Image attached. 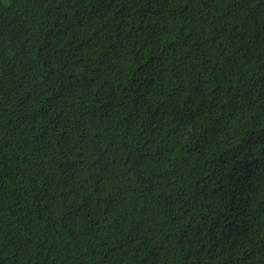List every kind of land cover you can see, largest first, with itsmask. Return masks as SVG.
Masks as SVG:
<instances>
[{"label": "trees", "instance_id": "obj_1", "mask_svg": "<svg viewBox=\"0 0 264 264\" xmlns=\"http://www.w3.org/2000/svg\"><path fill=\"white\" fill-rule=\"evenodd\" d=\"M0 264H264V0H0Z\"/></svg>", "mask_w": 264, "mask_h": 264}]
</instances>
